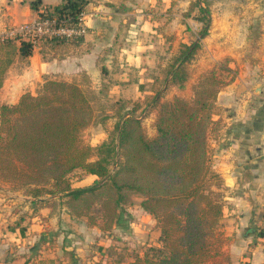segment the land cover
Listing matches in <instances>:
<instances>
[{
  "label": "crops",
  "instance_id": "1",
  "mask_svg": "<svg viewBox=\"0 0 264 264\" xmlns=\"http://www.w3.org/2000/svg\"><path fill=\"white\" fill-rule=\"evenodd\" d=\"M32 1L0 0V31L36 19ZM40 1L41 7L53 8L63 0ZM157 1L89 0L87 31L78 42H38L27 59L15 55L0 86V105L16 104L50 79L104 87L110 90L108 97L124 104L146 95L152 99L164 79L161 94L166 99H189L200 74L227 59L234 78L217 94L218 113L208 136L210 164L223 181L221 231L233 237L230 249L249 250L247 264H264V0H222L210 7L208 35L199 42L182 87L169 83V57L179 45L197 42L200 24L191 20V32L184 28L181 14L189 2ZM146 2L162 11L159 32L136 33L151 22L140 14ZM107 135L101 128L89 145L106 141ZM84 178L72 188L98 181L90 174ZM66 201L62 195L32 198L0 190V264H130L134 254L160 245L157 221L140 204L125 206L111 230L103 231L76 217Z\"/></svg>",
  "mask_w": 264,
  "mask_h": 264
},
{
  "label": "trees",
  "instance_id": "2",
  "mask_svg": "<svg viewBox=\"0 0 264 264\" xmlns=\"http://www.w3.org/2000/svg\"><path fill=\"white\" fill-rule=\"evenodd\" d=\"M88 3L63 0L47 8L34 0L30 6L38 18L76 25ZM194 5L203 23L199 41L182 45L167 70L169 83L178 87L188 78L184 65L208 34V13ZM80 39L0 41V86L15 55L27 59L38 42L53 46ZM219 68L231 73L226 65ZM207 73L192 85L189 99L174 96L160 102L156 93L152 136L132 109L116 121L109 140L96 146L85 144L82 136L93 119L90 97L74 82L46 80L35 94L27 92L16 104L0 105V178L16 182L32 198L62 195L76 217L103 231L111 230L130 196L137 194L140 207L157 221L160 245L134 254L130 264H208L221 255L214 246L224 208L223 181L210 164L208 131L218 113L217 94L234 76L221 80L214 69ZM78 169L98 181L72 188L68 177Z\"/></svg>",
  "mask_w": 264,
  "mask_h": 264
},
{
  "label": "rangeland",
  "instance_id": "3",
  "mask_svg": "<svg viewBox=\"0 0 264 264\" xmlns=\"http://www.w3.org/2000/svg\"><path fill=\"white\" fill-rule=\"evenodd\" d=\"M161 0L157 1L160 3ZM189 2L187 5V8L184 12H182V17L185 19L183 24L184 28L187 29V32L190 31L189 28L191 25V20L197 21L200 24L199 30L196 31L197 33V41H199V36L198 33L200 32L201 28L203 27V23L198 20L199 17H201V14L199 12V7L193 6V4L199 3L202 8L206 10V13H208V19H209V28L211 26V19H210V7L216 2V1H222V0H184ZM241 1V0H238ZM174 3L177 1L174 0ZM148 3L147 8L143 10L140 14H143V17L147 19V21L151 20V22H148L149 24L147 25V30H136V33H139L142 31L144 32H149L151 33L152 31H160L161 30V9H156L154 7H149L151 4ZM193 6V7H192ZM192 8V11H190ZM188 14V15H186ZM157 24V25H155ZM156 26V27H155ZM155 27V28H154ZM208 28V31H209ZM191 32V31H190ZM208 35V34H207ZM206 37V36H205ZM200 39V42L205 39ZM182 45H179V48L175 50V52H172L169 57V62L170 65L174 62L175 58L178 56L179 50ZM161 49V48H160ZM201 47L196 50L195 55L191 61H189L187 64H185L186 71L189 74V68L194 64V61L197 58V55L200 51ZM172 49H170L171 51ZM161 61V60H160ZM227 59H223L212 66H210L206 71L200 74L207 75L209 70L214 69V72L216 74V77L221 79V80H228L231 75L234 76V73H230L229 75L224 71L219 68L221 65H226L228 64ZM158 73L159 71L161 72V66L156 67ZM195 70V68H193ZM165 74L161 72V77L162 79L164 78ZM161 79V80H162ZM164 80V79H163ZM163 80L162 83H159V86L154 90V93L159 91L158 99L160 102L163 101H169L170 99H166L165 95H162L161 92L162 86H163ZM83 91L86 93L88 97H90L91 100V105L93 107V119L91 124L84 130L82 136L85 144H89L90 139L93 137L92 135H98L101 134V128L103 130H106L108 133L107 139L109 140L113 128L115 126L116 121L119 119V117H125L127 113H130L132 109H135L136 111L134 112L133 116L137 117L138 119L141 120L142 126L144 128V131L147 133V135L152 136L154 134V120H155V114H156V108L153 107L152 99L150 98L149 95H146L143 100L139 99V101L134 102V103H129V104H124L120 103L119 101L116 103L111 97H108L111 93L109 92V89H105L102 87L101 89H91V88H82ZM165 91V90H164ZM155 93V94H156ZM111 96V95H110ZM149 96V97H148ZM113 100V101H112ZM151 114V115H150ZM152 119V121H151ZM213 126H211L212 128ZM211 130V129H210ZM210 130L208 131V136L210 135ZM87 132V133H86ZM107 140V141H108ZM111 171L114 170V166H111ZM84 175L86 173L83 170H75L72 172L69 177V183L76 185L79 181H85L86 179L84 178ZM222 189V188H221ZM0 190H7L9 192H20V193H25L26 189L23 187H18V184L13 181L5 180L0 178ZM142 201V197L133 194L130 196V203L127 204L126 206L129 205H139ZM124 208V207H123ZM223 223H220V228L218 231V240L219 243L215 244L214 248H217L218 251H220V254L218 257H215L214 259L208 260V264H247V261H244V258L249 257V250H235L229 248V245L232 242L233 237H226L224 235V232L221 231V228L223 227ZM215 250V249H214ZM214 252V251H213ZM231 255L235 256L234 260H231Z\"/></svg>",
  "mask_w": 264,
  "mask_h": 264
},
{
  "label": "built area",
  "instance_id": "4",
  "mask_svg": "<svg viewBox=\"0 0 264 264\" xmlns=\"http://www.w3.org/2000/svg\"><path fill=\"white\" fill-rule=\"evenodd\" d=\"M85 13H81L76 25L58 22L54 18H36L29 23L21 24L11 29L0 31V41L5 39H40L65 38L80 39L86 34L84 24Z\"/></svg>",
  "mask_w": 264,
  "mask_h": 264
}]
</instances>
